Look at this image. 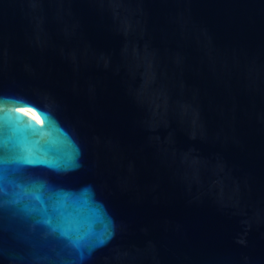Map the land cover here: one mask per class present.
Listing matches in <instances>:
<instances>
[{"label": "water", "instance_id": "1", "mask_svg": "<svg viewBox=\"0 0 264 264\" xmlns=\"http://www.w3.org/2000/svg\"><path fill=\"white\" fill-rule=\"evenodd\" d=\"M0 264H264V0H0Z\"/></svg>", "mask_w": 264, "mask_h": 264}, {"label": "bare ground", "instance_id": "2", "mask_svg": "<svg viewBox=\"0 0 264 264\" xmlns=\"http://www.w3.org/2000/svg\"><path fill=\"white\" fill-rule=\"evenodd\" d=\"M23 111H25L26 113H28L29 115H31V112L28 109H23Z\"/></svg>", "mask_w": 264, "mask_h": 264}, {"label": "snow or ice", "instance_id": "3", "mask_svg": "<svg viewBox=\"0 0 264 264\" xmlns=\"http://www.w3.org/2000/svg\"><path fill=\"white\" fill-rule=\"evenodd\" d=\"M36 131H38V132H39V131H43V129H37Z\"/></svg>", "mask_w": 264, "mask_h": 264}, {"label": "flooded vegetation", "instance_id": "4", "mask_svg": "<svg viewBox=\"0 0 264 264\" xmlns=\"http://www.w3.org/2000/svg\"><path fill=\"white\" fill-rule=\"evenodd\" d=\"M29 111H31L30 109H28ZM32 112V111H31Z\"/></svg>", "mask_w": 264, "mask_h": 264}]
</instances>
